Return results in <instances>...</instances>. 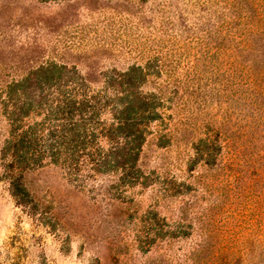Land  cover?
I'll return each instance as SVG.
<instances>
[{"label": "rangeland", "instance_id": "rangeland-1", "mask_svg": "<svg viewBox=\"0 0 264 264\" xmlns=\"http://www.w3.org/2000/svg\"><path fill=\"white\" fill-rule=\"evenodd\" d=\"M162 1L0 0V264H264V120L248 130L232 120L234 132L206 166L194 149L204 133L218 136V113L207 122L190 105L197 126L186 125L173 144L148 136L143 185L129 186L118 169L32 166L17 181L4 169L16 109L47 92L34 72L64 65L102 90L115 72L157 55L159 18L179 1L188 28L204 13L192 6L198 0H170L162 13ZM155 87L151 77L142 89ZM257 110L263 116L264 104ZM164 176L175 197H159Z\"/></svg>", "mask_w": 264, "mask_h": 264}, {"label": "trees", "instance_id": "trees-1", "mask_svg": "<svg viewBox=\"0 0 264 264\" xmlns=\"http://www.w3.org/2000/svg\"><path fill=\"white\" fill-rule=\"evenodd\" d=\"M168 1L161 2L160 12H168ZM192 6L204 12L190 23L192 28L179 1L169 16L159 18L153 41L158 47L152 50L157 55L115 72L102 90L90 89L64 65L39 67L34 79L47 92L16 109L3 148L4 169L12 179L32 166L59 165L72 171L88 167L94 173L118 169L126 173L122 180L129 186L143 185L138 163L148 136L156 135L162 146L169 138L173 144L186 125L197 126L190 105L207 113V122L218 113V136L204 133L207 137L198 139L194 149L196 160L206 166L224 149L221 138L226 144L234 132L232 120L243 121L247 130L258 126L264 120L254 111L264 104V0H198ZM167 45L171 47L163 51ZM151 77L156 87L144 92ZM168 178L161 177L160 198L177 194Z\"/></svg>", "mask_w": 264, "mask_h": 264}]
</instances>
